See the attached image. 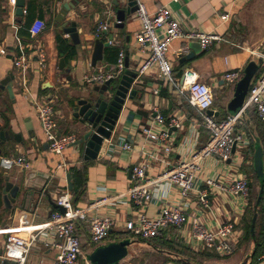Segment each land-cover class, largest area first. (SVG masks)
Wrapping results in <instances>:
<instances>
[{
	"label": "crops",
	"instance_id": "crops-1",
	"mask_svg": "<svg viewBox=\"0 0 264 264\" xmlns=\"http://www.w3.org/2000/svg\"><path fill=\"white\" fill-rule=\"evenodd\" d=\"M141 1L151 13L162 7L169 9L172 16L180 21L184 32L214 33L221 38L208 49H203L196 39H177L172 44L169 58L173 62L175 79L179 84L183 82L184 72L189 70L197 74L201 82L212 87L215 96L213 111L218 113L217 119H225L229 115L227 106L234 97L236 86L224 85L222 76L228 70L242 73L251 61L256 60L253 54L263 51L264 0ZM119 2V8H127V0ZM63 3H70L72 6L64 22L77 23L80 45H75L70 36L64 34L60 28L61 23L57 21ZM24 9L28 11L27 14L18 15L16 10L14 18L8 0H0V81L9 74L15 76L14 101L7 89H0V111L3 113L0 112V124L6 130L12 128L23 135L22 143H7L0 156V180L3 182L0 188V255L5 250L10 233L28 237L32 232L42 230L55 210L48 199L43 198L35 212L22 211L25 191H22L12 210L5 207L2 195L5 178H10L15 185H21L25 175L34 172L42 182L47 181L48 176L51 178L47 189L54 203L59 195L66 192L78 208H87L103 198L121 197L110 205L91 211L86 221L77 223L76 234L81 240L83 250L77 264H90L88 257L97 246L125 239L131 240L132 244L128 247V256L120 264H242L253 256L256 237L255 241L253 237L251 241H244L243 220L249 207L248 199L225 192L222 188L233 184L240 177H246L249 184H253V192H260L261 187L259 188L255 177L254 156L257 139L264 149V129L254 109L249 111V115H246L237 129L248 140L249 145H236L228 162L215 155L201 158L194 191L183 204L186 212L201 221L209 230L233 222L235 252L228 257H220L195 242L192 223L186 224L182 229L170 227L161 236L150 240L131 237L132 234L126 230L128 222L137 220L142 213L149 218H156L165 205H175L181 198L176 186L161 182L151 187L155 197L153 202L144 209L134 206L124 196L134 184L130 168L137 165L147 166V177L156 179L182 161L191 160L207 144L210 133L187 97L176 86L162 82L157 73L151 71L141 78L137 77L133 83L130 92L135 90L136 95L130 98L129 92L111 139L104 142V149L98 159L85 161L81 147H68L62 156L51 153L38 119L36 103L50 98L57 99L58 105L56 108L54 105V108L59 124L58 134H75L79 139L77 130L82 126L73 117V109L96 86L87 85L84 82L85 75L115 72L121 51H125L126 59H129V69L137 73L149 54L136 41V34L141 28L136 13L127 16L123 28L116 27L118 8L115 7L114 0H25ZM226 13H229L230 19L224 22L221 16ZM36 19L44 20L47 28L38 38L31 39L26 29ZM105 21L110 23L108 31L96 38L94 33L97 25ZM14 24L19 26L17 31L13 28ZM57 34L77 49V57L69 65L66 63L63 70L60 69L61 55L57 50ZM16 36L26 45L31 59L27 89L20 70L14 65L13 59L17 53ZM96 39L112 43L104 50L103 61L93 67L91 58ZM39 47L47 55L44 68L40 67L36 54ZM194 48L197 52L194 58L181 63L186 55L194 52ZM3 50L6 54H2ZM8 100L11 101L9 109L5 105ZM157 114L163 115L167 121L171 117H180L183 121L181 129H172L170 153L165 152V144L153 141L142 133V128H149L153 132L163 130L164 127L154 125ZM6 122H9V128L5 127ZM33 134L34 137H31ZM124 142L130 143L132 150H124ZM20 155H24L31 162L30 170L18 166L6 168L1 163L2 158H15ZM72 168L81 172L79 183L72 175ZM68 175L71 176L72 190L68 187ZM208 180L215 181L218 186L210 187L206 183ZM74 184L77 187L76 197L73 194ZM202 195L206 196L207 206L201 201ZM95 216L112 221L108 239L99 245L91 242V221ZM55 240L52 233L39 234L33 243L27 264H54L57 255ZM251 261L252 257L248 263L251 264ZM0 264L13 263L0 259Z\"/></svg>",
	"mask_w": 264,
	"mask_h": 264
},
{
	"label": "built area",
	"instance_id": "built-area-1",
	"mask_svg": "<svg viewBox=\"0 0 264 264\" xmlns=\"http://www.w3.org/2000/svg\"><path fill=\"white\" fill-rule=\"evenodd\" d=\"M109 1V0H107ZM137 3L136 15L140 21L141 28L136 34V41L140 47L149 54L148 58L139 66L137 74L139 78L149 72L157 73V77L164 83L176 86L182 95H185L189 104L195 108L201 116L204 127L210 133V139L191 160L182 161L173 169L165 172L156 179L147 177V166H134L132 172L133 186L124 195L134 206L144 209L155 200L151 192V187L161 183L169 182L176 186L180 192L181 201L175 205H165L156 218H149L142 213L137 220L126 224V230L134 237L143 239H154L162 235L168 228L182 229L186 224L192 223V235L195 242L200 243L209 250L214 251L220 257H228L235 252L234 234L235 224L233 222L224 223L215 230L207 229L204 224L195 217H191L183 208L184 200L194 191L195 181L199 171V160L201 158L218 156L224 162L232 158L234 147L238 144L249 145L244 135L239 134L237 126L244 122L247 111L254 109L261 123L264 126V71L251 84L247 98L241 111L235 115H228L225 119H217L208 114L215 104V96L212 87L201 82L192 71L186 70L183 74V82L179 84L175 79L174 65L169 58V52L175 40L187 38L189 40H199L203 49L210 48L214 42L221 38L214 33H202L198 31L184 32L179 20L174 18L169 9L162 7L158 11L151 13L141 0H131ZM11 14L15 18L18 8V0H8ZM27 14V10H23ZM111 16V13H110ZM222 21L230 19L229 13L221 16ZM110 27L109 21L101 22L95 29L94 36L100 38ZM17 31L19 26L14 24ZM47 23L42 19H36L28 29L31 39L38 38L44 33ZM17 53L14 57V65L20 70L24 86L27 89V74L30 67V57L27 47L20 37L16 36ZM112 42H110L111 44ZM6 54V51H2ZM38 62L41 68L46 67V51L39 47L36 49ZM256 59L263 57L262 52L253 54ZM126 53L121 51L118 55L116 71L113 73L87 74L84 82L87 85L102 86L107 81L116 79L125 71ZM264 68V64L263 67ZM243 77V73L238 70H228L223 76L224 85L237 84ZM55 99H45L36 103V111L49 151L55 155L62 156L64 150L75 144L78 140L75 134H58V119L55 115ZM156 126L164 127L160 132H153L149 128H142V133L153 141L166 145L165 152H171L172 129H181L183 121L180 117H171L168 121L161 115L155 117ZM124 150H132V145L124 142ZM1 163L6 168L18 166L24 170L31 169V162L20 155L15 158H2ZM207 185L217 187L213 180H208ZM225 192L242 195L249 199L250 185L246 177L238 178L233 184L222 188ZM1 196V191H0ZM115 198H103L93 203L87 208L75 207L68 192L59 195L56 204L65 212L55 209L48 221L43 225V229L32 232L28 237H21L17 233H10L6 240L5 250L0 255L1 259L14 262L16 264H27V259L32 249L33 243L39 234L52 233L56 240L54 248L57 250L54 264H77L83 255L81 240L76 234V226L80 221H86L91 211H97L100 207L110 205ZM202 203L207 206L206 196H201ZM193 219V220H192ZM112 221L109 218L95 216L91 221V242L99 245L108 239L110 235ZM100 246V245H99ZM98 247V246H97ZM259 264H264V255L259 258Z\"/></svg>",
	"mask_w": 264,
	"mask_h": 264
},
{
	"label": "water",
	"instance_id": "water-1",
	"mask_svg": "<svg viewBox=\"0 0 264 264\" xmlns=\"http://www.w3.org/2000/svg\"><path fill=\"white\" fill-rule=\"evenodd\" d=\"M62 2V0H59ZM127 8H119V0H114L117 10V28H123L125 20L128 15L136 13L138 7L137 3L131 0L126 2ZM25 0H18L17 14L22 15L24 10ZM70 3H63L62 11L57 17V21L61 23V30L65 35H69L75 45H80V34L78 32L76 22H64L70 9ZM113 39V36H111ZM110 47V43H104L100 39L94 41V48L92 52V66L96 67L98 62L103 61L104 50ZM194 52L186 55L181 63L194 58L197 54L196 48ZM264 56V49L262 51ZM264 64L263 57H259L257 60L251 61L243 71V77L236 84L234 97L227 106L229 115H235L242 110L244 102L247 98L250 86L257 75L262 69ZM66 61L63 55L60 59V69H64ZM138 74L135 71L129 69V59L127 57L125 61V71L122 75L116 79L107 81L102 86H95L85 98L78 101L77 106H74L73 117L76 121H79L82 126L77 132L80 134L77 142L71 147H81L82 154L85 161L96 160L104 149V142L111 139L115 126L119 120L120 114L124 108L125 101L130 92L133 83L136 81ZM15 76L9 74V76L0 81V89H7L10 97L14 101L13 82ZM182 83V81H181ZM136 95V91L130 92V98ZM208 114L218 118L213 109L208 111ZM174 130V129H173ZM34 137V134L31 135ZM15 141L22 143L23 135L16 133L12 128L6 130L4 126L0 124V156L2 155L3 148H6L7 143ZM256 152L254 156L255 171L261 183V189L257 198L255 207V215L252 220L251 232L253 240L255 241V226L258 218V210L261 203L264 186V149L259 139L256 140ZM235 148V147H234ZM133 168H130V176H132ZM68 187L72 190L71 176L68 175ZM51 178L48 176L47 181L42 182L37 178L36 173L29 172L25 175V178L21 185H15L10 181V178H5L6 182L2 190L3 201L5 207L12 210L16 205L20 194L25 191L22 201V211L35 212L43 198H47L49 203L55 208L59 209L62 213L65 209L58 206L53 202L52 197L47 189V183ZM32 207V208H30ZM132 244L131 240L125 239L120 242L111 243L108 245H100L89 255L88 260L90 264H120L123 259L128 256V247ZM252 255L249 259H251ZM1 259V258H0ZM248 259V260H249ZM2 260V259H1ZM4 260V259H3ZM248 260L242 264H249ZM13 264H16L12 262Z\"/></svg>",
	"mask_w": 264,
	"mask_h": 264
},
{
	"label": "trees",
	"instance_id": "trees-1",
	"mask_svg": "<svg viewBox=\"0 0 264 264\" xmlns=\"http://www.w3.org/2000/svg\"><path fill=\"white\" fill-rule=\"evenodd\" d=\"M26 30H27V34H29L28 27ZM28 36H30V35H28ZM56 43H57V50H58L59 55H63L65 60H66L67 65H69L70 61L77 57L76 47L71 45V44H68L67 41L59 34H57V36H56ZM263 71H264V68H262L257 73V75L254 78V81L262 74ZM5 105L9 109V107L11 106V101L8 100V103H6ZM1 108H2V106H0V109ZM249 111H251V109L247 111V116L249 115ZM255 113L258 116L256 111H255ZM1 114H3V113L1 112ZM239 126L240 125H238L236 128L238 129ZM5 127L6 128L10 127L9 122H6ZM263 129H264V126H263ZM263 141H264V139H263ZM71 172H72V175L74 176L75 180L77 181V183H79L81 181L80 170H78L76 168H72ZM255 177L259 183V188H260L261 183H260L259 178H258L256 173H255ZM1 183H3L2 180H0V188H1ZM249 185H250V195H249V199H248V206L249 207L247 209L246 215H245L244 220H243V224H244L243 229H244V233H245L244 234V241H251L252 240L251 225H252V220H253V217H254L255 211H256L255 204H256L257 198L259 196V193H258L259 191L257 192V195L255 194V191L253 192V189H254L253 184L250 183ZM73 194H74V197H76L77 187L75 186V184H74ZM1 206H2V200L0 197V207ZM258 228H259V230L257 231ZM130 236L133 237V235H130ZM255 237H256V242H255V248H254V253L252 256L251 264H258L259 258L264 253V186H263V194H262V198H261V203H260V207L258 210V218H257V222H256Z\"/></svg>",
	"mask_w": 264,
	"mask_h": 264
},
{
	"label": "rangeland",
	"instance_id": "rangeland-1",
	"mask_svg": "<svg viewBox=\"0 0 264 264\" xmlns=\"http://www.w3.org/2000/svg\"><path fill=\"white\" fill-rule=\"evenodd\" d=\"M257 52H260V51H257ZM262 52V51H261ZM257 60V59H256ZM234 86H236V84H234ZM90 87H92V86H90ZM94 87V86H93ZM57 100V99H56ZM55 100V108H56V106L58 105V103H57V101ZM56 114L59 116V114H58V111L56 110ZM255 194L257 195V190H255Z\"/></svg>",
	"mask_w": 264,
	"mask_h": 264
}]
</instances>
